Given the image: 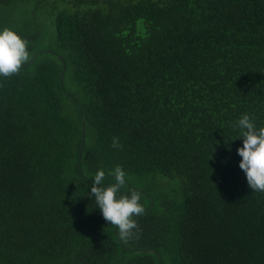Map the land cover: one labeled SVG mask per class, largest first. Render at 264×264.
Instances as JSON below:
<instances>
[{
    "label": "trees",
    "instance_id": "1",
    "mask_svg": "<svg viewBox=\"0 0 264 264\" xmlns=\"http://www.w3.org/2000/svg\"><path fill=\"white\" fill-rule=\"evenodd\" d=\"M5 27L30 59L0 78V264H264L231 128L264 124V0H0ZM116 165L127 241L88 194Z\"/></svg>",
    "mask_w": 264,
    "mask_h": 264
},
{
    "label": "clouds",
    "instance_id": "2",
    "mask_svg": "<svg viewBox=\"0 0 264 264\" xmlns=\"http://www.w3.org/2000/svg\"><path fill=\"white\" fill-rule=\"evenodd\" d=\"M29 59L28 41L11 28L0 29V78L18 73ZM231 128L243 141L236 151L242 158L239 168L244 172L248 186L253 192L264 193V124H258L253 115L245 112L231 124ZM112 147H122L118 137H113ZM110 174L115 183L104 186L106 172L98 169L88 194L95 200L103 218L116 226L120 239L127 241L139 232L135 217L145 212L144 205L140 203L142 194L135 190L130 195L120 193L127 179L121 165L111 169Z\"/></svg>",
    "mask_w": 264,
    "mask_h": 264
},
{
    "label": "rangeland",
    "instance_id": "3",
    "mask_svg": "<svg viewBox=\"0 0 264 264\" xmlns=\"http://www.w3.org/2000/svg\"><path fill=\"white\" fill-rule=\"evenodd\" d=\"M131 176H133V175H128V178L131 177ZM129 179H130V178H129Z\"/></svg>",
    "mask_w": 264,
    "mask_h": 264
}]
</instances>
